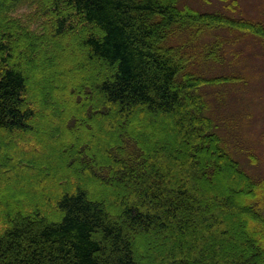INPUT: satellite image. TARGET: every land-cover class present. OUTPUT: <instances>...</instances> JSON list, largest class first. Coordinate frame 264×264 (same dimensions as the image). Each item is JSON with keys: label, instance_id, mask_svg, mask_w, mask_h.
Masks as SVG:
<instances>
[{"label": "trees", "instance_id": "1", "mask_svg": "<svg viewBox=\"0 0 264 264\" xmlns=\"http://www.w3.org/2000/svg\"><path fill=\"white\" fill-rule=\"evenodd\" d=\"M179 3L0 0V264H264V178L200 94L237 79L191 70L264 18Z\"/></svg>", "mask_w": 264, "mask_h": 264}, {"label": "rangeland", "instance_id": "2", "mask_svg": "<svg viewBox=\"0 0 264 264\" xmlns=\"http://www.w3.org/2000/svg\"><path fill=\"white\" fill-rule=\"evenodd\" d=\"M179 5L236 19L239 14L255 21L264 18V0H180ZM229 28L208 30L192 44L198 51L205 44L212 48L219 42V52L224 53L223 62L192 61L191 70L208 78L230 76L237 79L222 86L204 87L200 94L209 107L206 115L216 120V131L223 145L247 172L264 178V46L258 37ZM189 33L175 37L174 42L187 40ZM64 52L65 56L72 57L70 49ZM87 78L88 75H81L82 81ZM53 83L56 90L60 88ZM59 100L69 102L67 97ZM47 121H50L49 116L41 123L49 125Z\"/></svg>", "mask_w": 264, "mask_h": 264}]
</instances>
